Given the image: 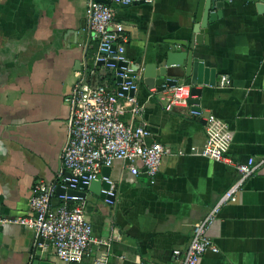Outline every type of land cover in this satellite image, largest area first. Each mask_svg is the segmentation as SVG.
Instances as JSON below:
<instances>
[{"label":"crops","instance_id":"crops-1","mask_svg":"<svg viewBox=\"0 0 264 264\" xmlns=\"http://www.w3.org/2000/svg\"><path fill=\"white\" fill-rule=\"evenodd\" d=\"M207 0H151L115 8V21L125 27V59L141 66L164 68L170 78L187 83L181 66L165 67L184 50L170 41L189 42L196 15ZM264 0H223L210 8L215 19L207 26V44H196L193 55L215 71L214 85H196L203 119L180 108L164 109L158 94L150 96L143 79L133 100L142 107L134 118L169 150L150 180L139 167L133 175L125 162L115 161L109 181L114 200L86 193V215L101 244L81 264H178L174 250L184 251L194 224L236 180L237 172L223 162L195 155L207 128L216 132L235 161L264 157ZM86 0H0V212L8 218L29 213L28 202L37 180L52 182L61 168L67 139L69 106L65 97L85 72L96 43L80 35L86 22ZM219 14V15H218ZM185 51H188L186 48ZM154 72V67H153ZM98 66L91 83L111 85ZM165 78H167L165 76ZM225 78L229 81L225 85ZM125 122L131 117L122 116ZM182 152V154H179ZM218 249L207 251L198 264H264V166L247 179L237 201L221 209L207 230ZM40 246L45 261L64 264L46 240L14 223L0 224V264H29Z\"/></svg>","mask_w":264,"mask_h":264},{"label":"built area","instance_id":"built-area-1","mask_svg":"<svg viewBox=\"0 0 264 264\" xmlns=\"http://www.w3.org/2000/svg\"><path fill=\"white\" fill-rule=\"evenodd\" d=\"M150 1L86 0L84 31L88 40L96 43L97 49L91 58L92 68H86L85 72L78 75L71 92L64 100L70 113L67 139L61 152L60 171L50 183L43 180L35 182L27 215L8 218L0 212V224L14 223L28 228L36 241L42 238L49 242L56 258L64 264H81L84 259L92 257V247L101 244L94 236L92 224L86 215V196L78 195V192L83 191L82 186H88L97 180L102 168L111 167L115 161L125 162L133 175H137L139 167H142L146 176L153 180L164 156L169 154V150L159 142H148L151 133L144 124L133 122L141 114L142 107L128 93L137 89L141 75L137 73L130 76L131 70L118 67L121 62H132L127 61L121 52L127 38L124 24L115 21V8ZM98 66L109 70L115 79H120L116 88H110L102 82H90ZM228 84L229 81L225 78V85ZM118 88H121V92L117 91ZM191 88V84L177 82L162 90L149 88V94H158L166 111L180 108L189 117L204 120L198 106L190 103L194 97ZM126 113L131 117L129 122L122 119ZM191 151L209 160L231 165L237 172V178L207 214L194 224L186 249L173 251L178 264H198L207 251L218 252L207 236L208 228L223 207L237 201V195L247 179L259 167L264 166V157L259 161H255L253 157H248L244 162L233 160L211 128H207L203 146L191 148ZM58 187L63 193L56 196ZM69 191L77 194H68ZM54 198L58 200L56 206L51 203ZM92 260L96 264H105L106 257Z\"/></svg>","mask_w":264,"mask_h":264},{"label":"water","instance_id":"water-1","mask_svg":"<svg viewBox=\"0 0 264 264\" xmlns=\"http://www.w3.org/2000/svg\"><path fill=\"white\" fill-rule=\"evenodd\" d=\"M108 3V2H106ZM143 2L135 3L134 5L141 4ZM204 3L205 8L204 11L201 10V5L196 15V22L199 23L198 26H194L192 28V34L190 36L189 42L185 41H170L169 43L175 44L180 46L184 51L178 54L180 60L174 62L175 54H168L167 61L165 63V67H170L171 65L181 66L184 70V78L189 80V84L192 85L191 94L197 97H200V90L197 89L196 85H214L215 84V71L213 69L206 68L201 60H198L193 55V49L196 44L204 43L207 44V36L208 30L207 26L210 21L215 19L216 13H210V8H217L221 9L223 6V0H207L201 1L200 4ZM256 7L259 11L264 10V2H259L256 4ZM219 15V14H218ZM85 22L81 25V32L80 35H84ZM188 48V51H185ZM118 67H127L132 72L129 73L130 76L136 75L139 73L141 78L143 79L144 84L148 88L156 87L158 90H162L164 87H171L175 85L178 80L175 78H170L164 72V68L155 69L154 65H145L141 66L140 62H133V63H125L121 62L118 64ZM154 67V72H153ZM165 76L167 78H165ZM117 84L120 83V79L116 78ZM118 92H121V88L117 89ZM133 90H131L128 95L133 97L134 95ZM191 104H195L198 106V99H191ZM199 109V108H198ZM109 172L110 167H103L101 174L98 176L97 180L92 181L88 186H82L83 191L78 192V195L81 197H85L87 192H91L95 195H99L102 199L113 201L115 196V190H111V182L109 180ZM111 192V193H110ZM63 190L58 187L56 189L55 195H61ZM68 194H77L76 192H68ZM57 198L52 200V205H57ZM44 239L40 238L38 240L39 244H42ZM43 250L38 246L34 253L32 254V258L29 264H51L45 261V253L42 252Z\"/></svg>","mask_w":264,"mask_h":264},{"label":"trees","instance_id":"trees-1","mask_svg":"<svg viewBox=\"0 0 264 264\" xmlns=\"http://www.w3.org/2000/svg\"><path fill=\"white\" fill-rule=\"evenodd\" d=\"M96 49H97V45L95 44L94 47L92 48V53H95ZM87 68L88 69L92 68V63H90ZM106 77L108 78L109 82L112 83L111 85L115 86L116 79L113 77L112 73L107 74Z\"/></svg>","mask_w":264,"mask_h":264}]
</instances>
